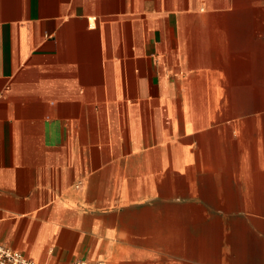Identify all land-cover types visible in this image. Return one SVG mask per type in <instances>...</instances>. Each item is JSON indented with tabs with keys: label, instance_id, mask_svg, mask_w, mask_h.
I'll return each instance as SVG.
<instances>
[{
	"label": "crops",
	"instance_id": "crops-1",
	"mask_svg": "<svg viewBox=\"0 0 264 264\" xmlns=\"http://www.w3.org/2000/svg\"><path fill=\"white\" fill-rule=\"evenodd\" d=\"M0 245L264 264V0H0Z\"/></svg>",
	"mask_w": 264,
	"mask_h": 264
},
{
	"label": "built area",
	"instance_id": "built-area-1",
	"mask_svg": "<svg viewBox=\"0 0 264 264\" xmlns=\"http://www.w3.org/2000/svg\"><path fill=\"white\" fill-rule=\"evenodd\" d=\"M0 264H36L24 257L20 252L0 245ZM70 264H105L104 261L89 262L77 260Z\"/></svg>",
	"mask_w": 264,
	"mask_h": 264
}]
</instances>
